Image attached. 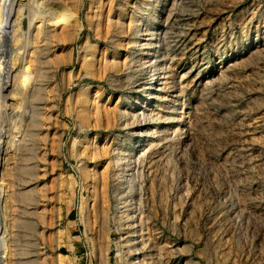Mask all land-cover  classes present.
I'll return each instance as SVG.
<instances>
[{"label":"rangeland","instance_id":"obj_1","mask_svg":"<svg viewBox=\"0 0 264 264\" xmlns=\"http://www.w3.org/2000/svg\"><path fill=\"white\" fill-rule=\"evenodd\" d=\"M58 1L47 103L7 106L11 264H264V0Z\"/></svg>","mask_w":264,"mask_h":264},{"label":"bare ground","instance_id":"obj_2","mask_svg":"<svg viewBox=\"0 0 264 264\" xmlns=\"http://www.w3.org/2000/svg\"><path fill=\"white\" fill-rule=\"evenodd\" d=\"M40 1L41 4L45 5L46 9L50 6L44 14L39 12L38 9L41 5L39 3ZM37 2L40 4L39 6ZM46 5L48 6L46 7ZM74 8L75 7H73V9ZM74 10H72V7H68L58 0H0V264H11L10 255L11 252H13L10 248L12 232L9 230L11 223L9 207L12 205L13 197H11L8 191V185L5 183L6 178L4 179V170H1L6 161L2 158V154L8 155L12 151V145L7 144L4 146L2 138L7 121V106L19 104L25 100L26 97L32 96L39 102V105L36 104V106H38V113L44 109L42 104L47 103L45 102L47 85L45 81H50L52 74L50 73V69L47 68L48 72H45L46 75L41 76L39 74L41 78H38L33 66L38 59V55H42V53L44 55L48 54V51L51 49L50 41H52V32H57V26L61 24V22L63 23V21H65V24H63L65 32L68 34L71 33L72 24L69 18L73 15ZM26 18L29 19L28 31L29 34L33 36L34 41L31 42V46L29 47L30 55L24 57V61L29 64L27 67L25 66L26 68L23 70L24 65H21V63L18 64L20 56H23V54H21V52L18 51L19 48L15 46L22 44L21 37L25 34V32H23V27ZM58 37L61 38L62 36ZM26 53L28 54V52ZM38 60L39 65L41 63L48 64L47 60L41 61L40 58ZM21 61L23 60L21 59ZM161 80L162 78L159 83H161ZM158 89L159 85H157L154 90ZM21 104H23V102ZM9 106L8 108L10 109L13 105ZM23 106L24 105H22V107ZM1 160H4V162Z\"/></svg>","mask_w":264,"mask_h":264}]
</instances>
